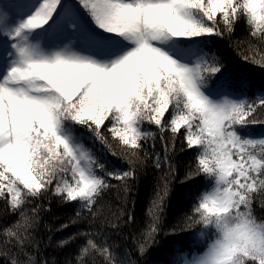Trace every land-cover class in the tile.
I'll return each mask as SVG.
<instances>
[{
	"label": "snow or ice",
	"instance_id": "1",
	"mask_svg": "<svg viewBox=\"0 0 264 264\" xmlns=\"http://www.w3.org/2000/svg\"><path fill=\"white\" fill-rule=\"evenodd\" d=\"M22 7L19 19H10L8 6L0 5V201L21 217L4 230L9 242L25 243L28 198L52 193L95 217L98 197L114 186L109 180L129 191L139 153L150 154L143 141L154 139L151 153L160 169L182 137L196 153L185 180L203 175L210 185L180 230L199 226L208 239L190 259L179 255L181 244L172 264H264V220L253 207L264 197V138L246 127L264 124L255 115L264 109V95L251 102L237 96L233 85L244 87L246 77L209 57L208 41L200 39L231 34L243 20L251 37L264 40V0H25ZM211 77L216 87L206 90ZM82 129L128 167L101 162L82 143ZM157 133L163 159L155 152ZM173 171L169 164L167 175ZM168 195L165 183L152 200L141 254L155 242ZM90 253L117 264L110 246L92 238L77 264ZM0 264L20 261L0 250Z\"/></svg>",
	"mask_w": 264,
	"mask_h": 264
},
{
	"label": "trees",
	"instance_id": "2",
	"mask_svg": "<svg viewBox=\"0 0 264 264\" xmlns=\"http://www.w3.org/2000/svg\"><path fill=\"white\" fill-rule=\"evenodd\" d=\"M200 39L208 41L204 52L209 57L215 56L217 61L228 67L236 77H246L247 84L244 87H240L238 82L233 85L237 96L251 102L259 95H264V40L251 37L243 20L231 34ZM245 55L251 58L245 60ZM253 59L261 63H254ZM214 79L215 77L209 78L206 85L216 87ZM255 115L258 119H264V109H259ZM145 127L149 131H157L154 126ZM246 127L252 137L264 138V124H249ZM81 132L82 143L101 162L107 160L121 170L128 167L126 160L120 156L112 157L107 148L95 140L86 129ZM106 135L113 144V149L119 151L110 134ZM166 136L171 147L170 134ZM142 143L150 154L145 158L143 152L139 153L142 163L137 162L135 165L136 178L129 182V191L124 192L120 181L109 180L114 186L102 191L98 197L94 208L95 217L87 210H82L78 203L62 202L52 193L40 198H28L22 211L29 218L31 227L23 233L26 239L22 248L15 244L14 239L9 242V238L3 234L5 229L21 219L20 214L11 213L7 210L5 202L0 201V250L15 254L20 264H28L29 257L32 258L33 264H44L45 261L47 264H77V258L88 238H92L100 246H110L117 258V264H170L169 258L178 255L175 249L180 248L181 244L185 245L182 252L185 255H191V249L194 248L196 252H200L202 245L191 246V242L196 240L195 228L180 230L186 216L191 214L198 196L210 185V181L203 175L185 180V176L196 168V153L186 149L182 137H178L174 141V151L168 153V163H163L162 167L157 169L154 163L156 157L151 153L154 139L149 137ZM155 152L163 159L164 148L158 133L155 137ZM169 164L174 170L171 176L167 175ZM165 183L169 185V195L165 200L164 211L159 213L155 242L148 244L146 252L141 254L139 246L146 242V234L152 223L149 208L157 190L162 189ZM262 198L264 197L257 196L253 207L256 217L264 220ZM34 207L37 208L35 214L32 211ZM78 211L81 213L79 217L76 216ZM129 214L133 216L132 222L128 221ZM65 240L69 242L62 245L61 241ZM169 241L171 242L166 243ZM82 260L83 264H106L103 256L98 253H90L82 257Z\"/></svg>",
	"mask_w": 264,
	"mask_h": 264
},
{
	"label": "rangeland",
	"instance_id": "3",
	"mask_svg": "<svg viewBox=\"0 0 264 264\" xmlns=\"http://www.w3.org/2000/svg\"><path fill=\"white\" fill-rule=\"evenodd\" d=\"M24 3H25V0H0V5H7L8 6L7 12H8V15H9L10 19H19L20 15L24 11V9L22 7ZM206 90H212V89L208 88L206 86ZM195 233L197 234L196 235V240L191 242V246H194V245L201 246L202 245L200 247L201 251H202L203 247L205 246V241L208 239V233L205 232V233L201 234L199 226L197 228H195ZM191 251H193L191 255L199 253V252H196L195 248H194V250L191 249ZM180 255L182 257L183 256H187V258H189V259L191 258V255H185L184 253H181ZM176 258H177V256H175L174 258H169L170 264H172V262H174L176 260ZM181 264H183L182 260H181Z\"/></svg>",
	"mask_w": 264,
	"mask_h": 264
}]
</instances>
